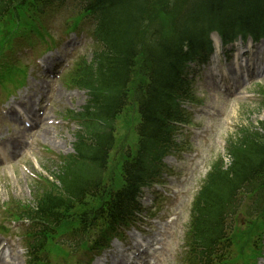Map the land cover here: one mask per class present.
Segmentation results:
<instances>
[{"label":"trees","instance_id":"trees-1","mask_svg":"<svg viewBox=\"0 0 264 264\" xmlns=\"http://www.w3.org/2000/svg\"><path fill=\"white\" fill-rule=\"evenodd\" d=\"M181 1V0H170ZM189 8L197 0H183ZM213 5L215 11H199L184 28L186 39L182 43L180 39L162 40L157 44H145L141 55L144 58L142 69L149 77L148 83L138 85L134 84L137 95H141L143 99V115L150 116L159 114L164 110L161 102L157 101L150 93L151 87L158 86L159 82L167 74V86L170 84L173 72L172 70H187L191 62H199L207 59L206 49L208 48L207 33L211 29H217V25L225 20L237 22H229L223 30V38L225 42L234 40L238 35L244 37L251 35L256 41L264 37V0H208ZM99 3L100 8L107 12H113L117 18L111 29H104V35L108 42L112 44L110 54L103 55L99 58V63H116L119 68H125L129 63V58L138 49L141 48L139 40L136 42L137 47L134 48V30L135 20L142 15L148 13L150 0H89L86 8H90L93 4ZM59 5L55 0H0V16L13 15L19 11H25L38 16H45L48 13L59 9ZM231 27V28H230ZM230 29V30H229ZM204 54V55H203ZM116 68L108 66L106 71L109 76H100L94 69H86L80 72L77 77L78 83L82 87H87L92 91L93 102L98 106L105 90L108 88V82L111 76L115 74ZM133 81L132 77L129 76ZM129 78H123L121 84H124ZM183 83V88L186 87ZM92 99L90 104L92 106ZM177 114L173 112L172 115ZM90 122L84 119L86 126H92L87 131V139L81 140L78 148L83 152L91 153L94 146L106 137L107 129L99 127L92 123L98 116V111L89 114ZM146 133L150 137L146 138L145 143L165 148L173 133V126L167 122H162L158 116H151L147 123ZM146 146V144H143ZM240 148H233L232 153ZM256 174L252 172V175ZM72 190V191H71ZM69 193L78 192L83 194L80 186H73ZM75 190V191H74ZM261 197L264 200V189H262ZM44 200V199H43ZM53 201L56 198L52 199ZM46 203L45 201H43ZM225 213V209H221L218 216L211 219H204L200 234H193L189 240L190 264H212L222 259L224 255L229 253L230 248L227 247L229 239H223V226L221 218ZM25 215L30 216V212ZM95 218H106L108 216L102 213H94ZM113 228V227H111Z\"/></svg>","mask_w":264,"mask_h":264},{"label":"rangeland","instance_id":"rangeland-1","mask_svg":"<svg viewBox=\"0 0 264 264\" xmlns=\"http://www.w3.org/2000/svg\"><path fill=\"white\" fill-rule=\"evenodd\" d=\"M67 18L69 17L58 20L55 29H62L66 22L65 19ZM55 31L56 30H53L52 32L54 33V37L57 38ZM247 45L249 54L256 60V64L251 62L256 68V71L253 72L251 76L247 75L245 79H241L237 84V87L234 88L232 95H229L228 92L222 91L221 87L219 86L218 80H216V82L211 81V79L207 78L205 73H202L198 76L194 85V89L196 92V96L200 101L188 104L190 109L198 111V116L196 117V119H200L202 116H200L199 114H201L204 109L209 108L214 114H209L201 120L205 122L211 120L215 121V123L221 121L218 124L217 129H228L233 128L234 126L236 128L237 126H239V124H251L254 127H258L261 120L264 121V108H259V103L255 102L256 99H260L261 90L264 89V87H260L257 84L258 81H261L264 86V62L258 63L259 59L264 58V43L261 42L257 45H251L247 43ZM90 47L91 45L88 43L83 49L80 50L79 48L76 51V54L78 55L80 53L87 52ZM255 74H260L261 77L259 79H255ZM67 81L68 78L62 77L61 85L56 91L57 100L55 102V107L53 111H51L50 116L48 118H45V127H48L46 130L49 132V136L44 135V131L42 133L40 131L38 135H34L33 140L35 143L29 154L26 153V155L14 161L12 165L0 168V222H3V219L1 217L6 216V214L2 212V206H6L9 200L18 199L27 204L32 202V193L35 191V177L31 175L30 172L35 170L42 176H45L46 174H48V172L43 168V166H46L50 169V167H52L51 158L54 159L55 157L70 151L69 148L74 141L76 125L71 124L65 116H67L66 113L69 109L79 108L84 104V102L87 100V93L85 90H81L79 88L73 89L71 86H68ZM217 98L220 99L214 100ZM1 106L2 105H0V129L5 127V124L2 122L1 117ZM212 107L215 109L213 110ZM21 129L22 126L19 125L11 127L10 134H17L21 131ZM184 140H188V143L192 142L193 146H195L193 138L189 132L188 138ZM208 141L200 142L203 154L201 152L202 157L199 160L197 159V165L201 167L206 165V163L208 164V162H213L218 154H224V142H222V140H220L219 142L215 140L207 143ZM185 156L186 151L184 150L182 152H178L177 155H173V158L174 160L176 159L178 161H180V158H182L180 169H178V172L189 169V173H191L192 176L193 171L191 169V165L189 164L190 160L185 161ZM167 160L170 162L172 159L167 158ZM197 175L198 174L195 173V176ZM179 178L176 179L175 183L179 182ZM190 181L191 177L186 185L183 186L185 193H187L189 189ZM198 181L199 177H197L192 182L190 188L191 191L196 188ZM184 200L185 195L183 197V200L175 204L173 212H177L179 215L185 218L188 205L185 204ZM246 221L247 218L244 219L243 216H240V218L238 217V219H236V223L241 227V229H245V226H243L242 223H245ZM5 222L8 223V220L5 219ZM6 223L2 224L8 229V225ZM72 225V222H66L62 226V228L59 229L56 236L50 241L48 245L49 250L53 254L54 260H56L58 263H63L62 259H64L65 261L70 260L72 264H75V257H71L70 253L68 252H71L70 248L66 244L62 243V240H59L63 232L70 228ZM241 229L238 228L237 232L234 234L235 242L237 245L235 247L237 252L235 264H239L241 259L244 260L243 264H264V258L257 259L255 263H252V260H248L250 258V255L249 251L246 249L244 234L242 233ZM9 234L14 235L13 233ZM57 242L63 247L57 245ZM116 243L117 241L114 240L110 247L113 249V253L111 252L112 249H106L105 251L100 253L102 255L98 257L96 261H93L92 264H99L100 260L104 259L108 254L109 255L107 257V260L103 261V264H113L112 260L114 258H119L116 254ZM182 245L183 239L180 237L167 238V244L165 246L163 254L166 258L165 264H182V254L184 252V248ZM228 259L232 260L231 256H229ZM80 261L81 257L77 258L76 263ZM11 264H23V258L19 255V262L13 261Z\"/></svg>","mask_w":264,"mask_h":264},{"label":"bare ground","instance_id":"bare-ground-1","mask_svg":"<svg viewBox=\"0 0 264 264\" xmlns=\"http://www.w3.org/2000/svg\"><path fill=\"white\" fill-rule=\"evenodd\" d=\"M264 43V42H262ZM241 67L239 64L236 65V67L234 68V71L237 72V75L239 76L242 73V70H240ZM251 69H247V72H250ZM28 102L26 104H21L20 107L22 109V112L29 117L33 122L39 121L43 118L42 115H40V113L35 109V99L33 100L31 96H33V93L30 92L28 93ZM16 105L17 103H12L11 106H9V108H13L16 109ZM10 111L12 112V109H10ZM14 114V112H13ZM44 135L49 136V132L46 130L43 132ZM15 142V141H14ZM20 141H16V145L19 146ZM4 248V246H3ZM0 264H8V263H0ZM122 264V263H119Z\"/></svg>","mask_w":264,"mask_h":264}]
</instances>
